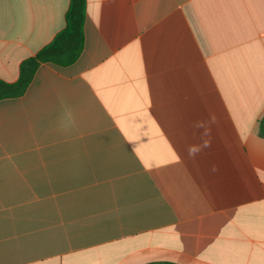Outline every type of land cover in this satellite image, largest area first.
Here are the masks:
<instances>
[{
	"label": "crops",
	"instance_id": "obj_1",
	"mask_svg": "<svg viewBox=\"0 0 264 264\" xmlns=\"http://www.w3.org/2000/svg\"><path fill=\"white\" fill-rule=\"evenodd\" d=\"M69 0H0V80ZM84 46L0 100V264H264V0H85Z\"/></svg>",
	"mask_w": 264,
	"mask_h": 264
},
{
	"label": "trees",
	"instance_id": "obj_2",
	"mask_svg": "<svg viewBox=\"0 0 264 264\" xmlns=\"http://www.w3.org/2000/svg\"><path fill=\"white\" fill-rule=\"evenodd\" d=\"M84 21L85 0H69L65 13V27L34 56L20 63L18 78L15 82L7 83L0 80V100L22 96L29 87L37 68L43 63L58 67L72 65L83 50Z\"/></svg>",
	"mask_w": 264,
	"mask_h": 264
}]
</instances>
